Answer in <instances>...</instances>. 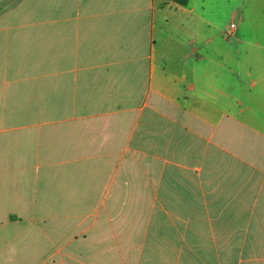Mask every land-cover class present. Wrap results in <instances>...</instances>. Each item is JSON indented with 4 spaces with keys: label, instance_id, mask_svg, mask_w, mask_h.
Returning a JSON list of instances; mask_svg holds the SVG:
<instances>
[{
    "label": "crops",
    "instance_id": "obj_1",
    "mask_svg": "<svg viewBox=\"0 0 264 264\" xmlns=\"http://www.w3.org/2000/svg\"><path fill=\"white\" fill-rule=\"evenodd\" d=\"M206 5L0 0V264H264V24Z\"/></svg>",
    "mask_w": 264,
    "mask_h": 264
},
{
    "label": "rangeland",
    "instance_id": "obj_2",
    "mask_svg": "<svg viewBox=\"0 0 264 264\" xmlns=\"http://www.w3.org/2000/svg\"><path fill=\"white\" fill-rule=\"evenodd\" d=\"M207 5L204 7L205 17V35L217 34L224 31L223 38L219 37L214 40L212 46L206 49L217 48V45H223L226 41L231 42L234 34L227 33V25L235 23L237 30L240 26L264 24V0H206ZM235 27V28H236ZM252 54L264 55L262 48H241Z\"/></svg>",
    "mask_w": 264,
    "mask_h": 264
},
{
    "label": "built area",
    "instance_id": "obj_3",
    "mask_svg": "<svg viewBox=\"0 0 264 264\" xmlns=\"http://www.w3.org/2000/svg\"><path fill=\"white\" fill-rule=\"evenodd\" d=\"M235 27H236L235 23H233V22L230 23V24L228 25L227 33L230 34L232 31H234Z\"/></svg>",
    "mask_w": 264,
    "mask_h": 264
},
{
    "label": "trees",
    "instance_id": "obj_4",
    "mask_svg": "<svg viewBox=\"0 0 264 264\" xmlns=\"http://www.w3.org/2000/svg\"><path fill=\"white\" fill-rule=\"evenodd\" d=\"M173 1L179 4H185L187 2V0H173Z\"/></svg>",
    "mask_w": 264,
    "mask_h": 264
}]
</instances>
